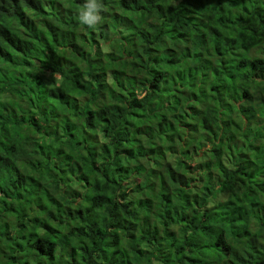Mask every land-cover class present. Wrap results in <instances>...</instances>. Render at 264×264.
Returning a JSON list of instances; mask_svg holds the SVG:
<instances>
[{
	"label": "trees",
	"instance_id": "16d2710c",
	"mask_svg": "<svg viewBox=\"0 0 264 264\" xmlns=\"http://www.w3.org/2000/svg\"><path fill=\"white\" fill-rule=\"evenodd\" d=\"M0 0V264H264V0Z\"/></svg>",
	"mask_w": 264,
	"mask_h": 264
},
{
	"label": "clouds",
	"instance_id": "9594fccd",
	"mask_svg": "<svg viewBox=\"0 0 264 264\" xmlns=\"http://www.w3.org/2000/svg\"><path fill=\"white\" fill-rule=\"evenodd\" d=\"M102 7L101 0H84L77 16L79 24L89 29L98 27L102 21Z\"/></svg>",
	"mask_w": 264,
	"mask_h": 264
}]
</instances>
